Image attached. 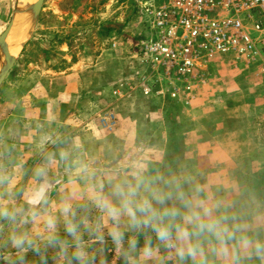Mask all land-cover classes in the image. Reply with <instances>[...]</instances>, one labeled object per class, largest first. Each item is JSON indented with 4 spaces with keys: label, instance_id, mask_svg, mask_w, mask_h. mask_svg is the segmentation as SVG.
<instances>
[{
    "label": "rangeland",
    "instance_id": "1",
    "mask_svg": "<svg viewBox=\"0 0 264 264\" xmlns=\"http://www.w3.org/2000/svg\"><path fill=\"white\" fill-rule=\"evenodd\" d=\"M147 1L45 0L33 37L0 87L2 91L6 84L19 85L35 80L37 74L67 69L81 71L79 83L87 90L91 87L89 93L84 94L86 88L81 87L77 94V114L81 119L74 125L75 154L68 156L65 150L67 157L62 159L63 152L57 149L54 153L60 151L59 154L43 160L47 182L52 177L54 184H49L48 197L59 190L61 198L67 195L72 188L59 186L69 181L83 188L79 174L82 165L95 170L98 179H104L107 174L123 176L136 169L150 175L187 174L207 193L227 201L250 227L264 228V58L248 62L230 55L235 65L220 63L217 85L209 86L212 78H216L213 61L207 82L181 95L179 100L167 99V94L149 99L137 89L142 64L136 54V44L150 36ZM15 5L16 0H0V34L10 21ZM206 92L208 100L228 98L233 107L224 105L226 109H223L215 104L216 108L208 109L201 119L196 105ZM84 95L88 96L87 102L82 98ZM86 113H91L87 122ZM225 117L227 122L223 120ZM112 120L115 124L108 126L107 122ZM219 129L241 137L234 140L235 149L242 152L236 158L235 172L213 170L212 150L223 142L218 136ZM202 132L207 134L205 140ZM51 142L57 146L55 139ZM59 142L61 148L67 149L73 140ZM52 159L54 172L47 166V161L50 164ZM68 163L75 168L74 172L65 169ZM55 182H59L58 186ZM54 205L59 204L48 203V208ZM14 206L25 210L31 205ZM80 214L87 215L92 222L100 219L96 209ZM21 227L33 233L42 228L33 224ZM60 231L63 235L62 225ZM129 235H135L141 246L150 238L149 233ZM83 238L95 257V264H122L107 228L103 230L102 240L87 233ZM151 240L157 247L155 238ZM7 242L11 247L8 237ZM11 250L0 252V264H10L16 258V249L11 247ZM158 255L160 264H175L163 248ZM24 258L25 264H59L52 249L41 253L29 250Z\"/></svg>",
    "mask_w": 264,
    "mask_h": 264
},
{
    "label": "clouds",
    "instance_id": "2",
    "mask_svg": "<svg viewBox=\"0 0 264 264\" xmlns=\"http://www.w3.org/2000/svg\"><path fill=\"white\" fill-rule=\"evenodd\" d=\"M79 174L84 187H73L51 209L45 167L35 171L43 182L29 208L0 205V221L12 228L8 239L16 249L10 264H25L29 250L48 249L56 252L59 264H95L83 237L87 233L102 240L104 228L122 264H160V248L175 264H264V234L253 231L227 201L207 193L190 175H150L136 169L98 179L87 165ZM90 209L98 210L100 219L92 222L80 214ZM28 224L42 225V230L21 227ZM130 233H149L150 238L141 246Z\"/></svg>",
    "mask_w": 264,
    "mask_h": 264
},
{
    "label": "crops",
    "instance_id": "3",
    "mask_svg": "<svg viewBox=\"0 0 264 264\" xmlns=\"http://www.w3.org/2000/svg\"><path fill=\"white\" fill-rule=\"evenodd\" d=\"M233 62V58L229 55L216 58L214 60L216 73L213 76L216 78H212L209 86L215 83L217 85V76L221 74L220 63L232 65ZM79 81H81V71L77 72L75 69L59 70L52 74L43 73L41 76L37 74L36 79L31 82L25 81L19 85L6 84L4 89L0 91V205L11 207L23 203L31 205L32 194L43 182L39 180L41 178H37L35 175L37 168L44 167L43 160L50 156L53 157L57 152L59 154L60 151L54 153L57 149L62 150L63 153L66 150L68 156L75 154L74 125L81 119L79 118L80 115L77 114V94L81 87L86 88ZM90 83L91 80L89 79ZM90 88L83 90V93H89ZM208 88L210 89V87ZM207 92L205 97H200L196 105V111H201V119H204L203 113L205 114L208 109L216 108L215 104L223 109H226L225 106L227 108L233 107L230 106L233 102L228 98L208 100ZM82 98L87 102V95ZM85 115H87V117L84 116L86 122L90 121L91 113ZM223 120L227 122L226 117ZM219 130L218 136L223 142L220 143V147L212 150L213 170L221 173L235 172L238 165L236 158L242 152L238 153V149H235L237 146L234 140H240L241 137L233 132ZM218 136H214V139H219ZM201 137L202 140H205L207 134L202 132ZM54 139L57 146L51 142ZM60 139L62 141L72 139L71 148H61L59 146ZM54 163L53 159L50 160V164L47 161V166L53 172ZM72 167L68 163L65 169L74 172L73 169L75 168ZM58 170L57 164L56 171L58 172ZM51 178L49 184L54 186ZM58 183L55 182V185L58 186ZM59 187L62 189L63 187L73 188L75 183L69 181ZM61 195L59 190L48 197L49 204H59ZM8 228L7 223L0 221V252L12 251L11 247L7 245ZM250 228L264 234V228ZM40 230L42 228L36 229V232Z\"/></svg>",
    "mask_w": 264,
    "mask_h": 264
},
{
    "label": "built area",
    "instance_id": "4",
    "mask_svg": "<svg viewBox=\"0 0 264 264\" xmlns=\"http://www.w3.org/2000/svg\"><path fill=\"white\" fill-rule=\"evenodd\" d=\"M146 6L150 36L136 44L137 89L149 99L179 100L207 82L219 56L264 58V0H148Z\"/></svg>",
    "mask_w": 264,
    "mask_h": 264
},
{
    "label": "water",
    "instance_id": "5",
    "mask_svg": "<svg viewBox=\"0 0 264 264\" xmlns=\"http://www.w3.org/2000/svg\"><path fill=\"white\" fill-rule=\"evenodd\" d=\"M44 2H45V0H37L36 3H34V4L22 6L20 4L19 0H17L16 5H15V10L11 16L10 22L7 25V27L5 28V30L3 31V33H1V35H0V54H3L9 61V64L6 67V69L0 73V87L2 86V84L6 80V78L8 77L10 72L12 71V69L14 68V66L17 63L20 55L22 54L25 46L28 44V42L33 37V34L35 32L36 26L38 24V21H39L40 15H41V11L43 9ZM24 13L32 15V18H33L32 27H31L30 31L27 33V36L25 37L23 43L20 46L19 54L16 57H13L9 53V49L5 47V42L7 40V37L10 35V33L13 29V26L15 25L16 21L18 20L19 16L24 14Z\"/></svg>",
    "mask_w": 264,
    "mask_h": 264
},
{
    "label": "bare ground",
    "instance_id": "6",
    "mask_svg": "<svg viewBox=\"0 0 264 264\" xmlns=\"http://www.w3.org/2000/svg\"><path fill=\"white\" fill-rule=\"evenodd\" d=\"M36 1L37 0H19L20 4L22 6L34 4V3H36ZM16 2H17V0H16ZM14 10H15V8L13 9L12 13L14 12ZM9 22H8V24H9ZM32 22H33V18H32L31 14L29 15L27 13H24V14L20 15L18 20L16 21L15 25L13 26V29H12L10 35L7 37V40L5 42V47L9 49V53L13 57H16L19 54L20 46L23 43L25 37L27 36V33L30 31V29L32 27ZM5 28H4V30H5ZM3 31H2V33H3ZM8 64H9L8 59L3 54H0V73L6 69Z\"/></svg>",
    "mask_w": 264,
    "mask_h": 264
}]
</instances>
